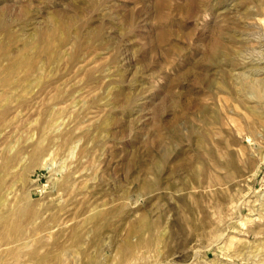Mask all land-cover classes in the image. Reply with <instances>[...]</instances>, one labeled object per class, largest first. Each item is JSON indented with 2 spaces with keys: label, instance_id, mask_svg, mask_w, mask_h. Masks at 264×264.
I'll return each mask as SVG.
<instances>
[{
  "label": "rangeland",
  "instance_id": "obj_1",
  "mask_svg": "<svg viewBox=\"0 0 264 264\" xmlns=\"http://www.w3.org/2000/svg\"><path fill=\"white\" fill-rule=\"evenodd\" d=\"M258 79L264 0H0V264H264Z\"/></svg>",
  "mask_w": 264,
  "mask_h": 264
},
{
  "label": "bare ground",
  "instance_id": "obj_2",
  "mask_svg": "<svg viewBox=\"0 0 264 264\" xmlns=\"http://www.w3.org/2000/svg\"><path fill=\"white\" fill-rule=\"evenodd\" d=\"M262 68V67H261ZM255 71H257L258 70V68H255L254 69ZM262 71H260V73H261ZM259 73V74H260ZM252 75H253V73H252ZM254 80V79H253ZM264 81L263 80H261V79H258L257 81H254L253 82V87L258 91V93H259V95L260 94H264V92H263V90H264V85H262V83H263ZM252 87V88H253ZM251 88V87H250Z\"/></svg>",
  "mask_w": 264,
  "mask_h": 264
}]
</instances>
